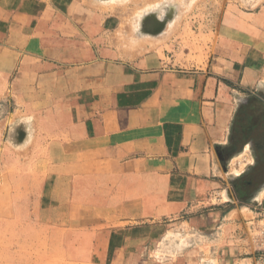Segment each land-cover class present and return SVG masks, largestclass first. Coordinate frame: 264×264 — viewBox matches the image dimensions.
Listing matches in <instances>:
<instances>
[{
    "label": "crops",
    "instance_id": "crops-1",
    "mask_svg": "<svg viewBox=\"0 0 264 264\" xmlns=\"http://www.w3.org/2000/svg\"><path fill=\"white\" fill-rule=\"evenodd\" d=\"M91 4L0 0V99L19 108L18 141L0 127L4 219L49 264L256 261L242 209L205 206L238 203L264 163V0L198 21L193 65L120 58Z\"/></svg>",
    "mask_w": 264,
    "mask_h": 264
},
{
    "label": "rangeland",
    "instance_id": "rangeland-1",
    "mask_svg": "<svg viewBox=\"0 0 264 264\" xmlns=\"http://www.w3.org/2000/svg\"><path fill=\"white\" fill-rule=\"evenodd\" d=\"M243 1L92 0L91 5L94 10L112 19L113 23L108 31L114 34L109 40V47L120 58H132L147 51L163 49L165 53L175 55L173 59L176 63L193 65L197 55L195 49L199 44L194 32L202 31L203 27L198 21L211 13L216 18L226 7L242 4ZM8 94L5 89L0 99V127L10 130V138L16 142L18 133L15 128L18 127L16 118L19 108ZM9 173L12 175L15 172L10 168ZM247 178L256 184L258 178L264 180V171H251ZM253 184H239L236 192L241 200L236 204L225 203L227 200L220 193L212 195L211 204L205 207L219 208L228 205V208L237 206L242 209V214L235 221L239 223L235 234L238 239L248 240L254 252L244 255V258L255 255L257 260L248 264H264V237L261 234L264 228L261 221L264 218V182L259 185L261 187L255 203L249 199L255 186ZM14 186L17 187V184L10 185L12 192L15 190ZM6 203L0 199V264H49L47 256L43 254L45 249L34 247L32 231L24 228L19 230L21 226L18 227V220L4 219ZM218 203L224 204L217 206ZM221 231L219 236H222Z\"/></svg>",
    "mask_w": 264,
    "mask_h": 264
},
{
    "label": "flooded vegetation",
    "instance_id": "flooded-vegetation-1",
    "mask_svg": "<svg viewBox=\"0 0 264 264\" xmlns=\"http://www.w3.org/2000/svg\"><path fill=\"white\" fill-rule=\"evenodd\" d=\"M256 170L257 171H259V170H261V171L263 170L264 171V163H259V165H258L257 169H255V171ZM257 182H261L260 184H262L264 182V180L262 181L261 178L260 179L258 178ZM251 183H252V181L250 180L249 183H247L246 185H249Z\"/></svg>",
    "mask_w": 264,
    "mask_h": 264
},
{
    "label": "built area",
    "instance_id": "built-area-1",
    "mask_svg": "<svg viewBox=\"0 0 264 264\" xmlns=\"http://www.w3.org/2000/svg\"><path fill=\"white\" fill-rule=\"evenodd\" d=\"M262 221V223H263V225H264V218L261 220ZM262 230H263V232H261V234L263 235V237H264V228H262ZM261 230V231H262Z\"/></svg>",
    "mask_w": 264,
    "mask_h": 264
}]
</instances>
